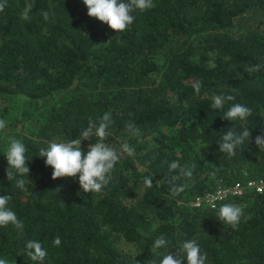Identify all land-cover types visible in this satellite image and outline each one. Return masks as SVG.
<instances>
[{
    "label": "trees",
    "instance_id": "trees-1",
    "mask_svg": "<svg viewBox=\"0 0 264 264\" xmlns=\"http://www.w3.org/2000/svg\"><path fill=\"white\" fill-rule=\"evenodd\" d=\"M154 3L134 11L123 32L89 17L82 0H8L0 12V119L7 121L0 132V195L11 197L8 207L24 225L22 233L0 226V258L41 264L26 255L27 241L38 240L47 253L42 264H159L165 252L195 238L206 264H264V191L246 189L213 206L191 203L218 187L264 178V152L255 144L264 134V0ZM248 65L260 71L249 73ZM213 94L235 100L214 110ZM232 103L252 115L223 119ZM105 112L112 123L104 142H127L134 155L122 156L99 194L83 192L78 177L53 180L40 149L78 138L89 117ZM129 121L141 136L126 131ZM233 126L248 128L251 137L228 157L218 141ZM10 138L27 147L23 190L7 179ZM95 142V136L82 141L84 152ZM174 161L196 165L191 179L175 182L185 185L178 196L168 183L179 174L169 171ZM224 203L240 204L250 218L236 229L225 225L216 217ZM57 235L61 244L54 246ZM161 235L167 247L154 248Z\"/></svg>",
    "mask_w": 264,
    "mask_h": 264
},
{
    "label": "clouds",
    "instance_id": "clouds-1",
    "mask_svg": "<svg viewBox=\"0 0 264 264\" xmlns=\"http://www.w3.org/2000/svg\"><path fill=\"white\" fill-rule=\"evenodd\" d=\"M8 0H0V12H3L7 6ZM87 7V15L95 18L100 22L108 25V27L116 32H123L134 22V11L144 12L155 7L154 0H82ZM33 8L28 3L21 13L22 19H29L30 12ZM41 15L45 20L49 19V13L42 11ZM260 65H248L245 71L252 73L260 71ZM196 95H200L202 83L197 82L193 85ZM233 95L213 94L211 97V108L214 110H223L226 101H234ZM252 115V109L241 103H232L226 111H224L223 119L228 121H245ZM112 123L111 113L105 112L97 119L88 118V123L81 130L80 136L64 142H49L46 147H42L39 151V157L45 159L46 166L52 169V179L59 178H77L80 188L85 193H101L111 182L112 173L121 160L123 155H134V148L127 142H123L119 147L105 143L109 136V127ZM7 121L0 119V132L5 131ZM126 131L131 136L139 137L142 135L139 127L132 121L125 125ZM93 136L96 137L95 143H89L87 152L82 148V141H89ZM251 137L248 128L238 131L234 126L223 132L218 141L219 151L232 157L236 154L238 148L242 149L246 140ZM255 144L264 152V134L255 137ZM27 147L19 139L10 138L4 151L7 160V179L15 180L16 187L21 190L25 187L24 176H29L30 167L26 156ZM196 165L180 166L177 162H172L169 171L179 169L178 175L171 176L168 181L170 194L178 196L185 190L184 184L175 183L182 178L191 179L193 170ZM17 177H20L17 179ZM159 183V181H158ZM143 185L146 188L153 186L151 177L143 178ZM219 185V182H218ZM223 192L225 189L219 188ZM11 197L9 195H0V226L6 227L13 225L21 233L23 232V222L18 218L17 214L8 207ZM216 217L225 225H229L232 229L238 228L242 218L245 220L244 208L236 203H224L218 211ZM169 241L164 235L157 237L154 241V248L167 247ZM61 239L57 235L53 239V245L59 246ZM26 255L32 261L43 262L47 253L42 244L38 240H28L26 243ZM207 253H202L197 239H188L183 241L175 253L165 252L159 264H206ZM0 264H12L5 258H0Z\"/></svg>",
    "mask_w": 264,
    "mask_h": 264
},
{
    "label": "built area",
    "instance_id": "built-area-1",
    "mask_svg": "<svg viewBox=\"0 0 264 264\" xmlns=\"http://www.w3.org/2000/svg\"><path fill=\"white\" fill-rule=\"evenodd\" d=\"M225 191L221 192L219 191L218 187L213 192H208L204 195L196 196L191 203L193 205L199 206L202 204H208L210 206H213L216 202H218L220 199L228 196V195H238L241 194L244 190L250 189L255 192H262L264 191V178L258 177V178H252L245 182H236L233 185L230 186H221Z\"/></svg>",
    "mask_w": 264,
    "mask_h": 264
},
{
    "label": "rangeland",
    "instance_id": "rangeland-1",
    "mask_svg": "<svg viewBox=\"0 0 264 264\" xmlns=\"http://www.w3.org/2000/svg\"><path fill=\"white\" fill-rule=\"evenodd\" d=\"M21 104H23V103H21ZM121 244H122L123 248H131V249L135 248L134 247L135 245H131V244H128L126 242H122Z\"/></svg>",
    "mask_w": 264,
    "mask_h": 264
}]
</instances>
